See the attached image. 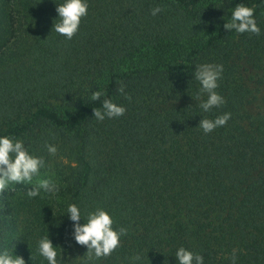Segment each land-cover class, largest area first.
<instances>
[{
	"label": "trees",
	"instance_id": "obj_1",
	"mask_svg": "<svg viewBox=\"0 0 264 264\" xmlns=\"http://www.w3.org/2000/svg\"><path fill=\"white\" fill-rule=\"evenodd\" d=\"M61 2L0 0V134L45 161L0 192V251L47 264V235L60 264H176L178 247L204 264H264V0H87L71 39L52 29ZM238 3L259 34L224 29ZM203 63L223 66L224 103L208 112L193 77ZM102 99L124 114L97 121ZM226 112L224 126L199 127ZM50 169L59 191L27 197ZM69 203L85 221L107 211L126 229L119 247L89 258L62 216Z\"/></svg>",
	"mask_w": 264,
	"mask_h": 264
},
{
	"label": "clouds",
	"instance_id": "obj_2",
	"mask_svg": "<svg viewBox=\"0 0 264 264\" xmlns=\"http://www.w3.org/2000/svg\"><path fill=\"white\" fill-rule=\"evenodd\" d=\"M87 0H62L56 3L55 12L59 22L52 24V29L71 39L78 31L81 18L87 15ZM162 11L160 6L151 10V15L156 16ZM227 31L234 30L236 33L251 32L259 34L254 9L242 3L232 8L230 19L223 24ZM223 72L220 64L203 63L195 67L193 77L199 82L200 90L197 96L206 93L207 98L200 103V108L208 112L214 107L224 103V98L215 89L218 87V79ZM117 91L127 99L124 86L121 85ZM102 91L91 93L93 101L101 99ZM93 116L97 121H104L106 118L120 117L125 112V107L113 102L111 99H102L101 107L92 109ZM230 113H224L215 119H200L198 125L207 134L217 127H222L230 119ZM47 152L54 155L57 151L53 144L46 145ZM45 161L42 157L30 154L24 147L22 140L10 138L8 135L0 134V192H4L9 185L30 183L34 176H38L40 169L44 167ZM74 166V165H73ZM59 191L58 185L50 179H40L34 187L26 192L27 197L35 198L41 193L55 194ZM67 215L71 221V237L78 244L85 246L89 258L107 257L113 253L120 244V238L126 233L121 227L118 230L112 227L113 219L103 208H96L87 213L86 221L82 219L81 209L74 203H69L62 216ZM80 221H83L82 223ZM61 248L53 246L51 240L46 236L38 242V254L47 261V264H60L58 252ZM176 264H204V258L200 254H194L184 247H178L175 251ZM133 264L138 257H132ZM0 264H25L24 259L5 251H0ZM235 264V254H233Z\"/></svg>",
	"mask_w": 264,
	"mask_h": 264
},
{
	"label": "rangeland",
	"instance_id": "obj_3",
	"mask_svg": "<svg viewBox=\"0 0 264 264\" xmlns=\"http://www.w3.org/2000/svg\"><path fill=\"white\" fill-rule=\"evenodd\" d=\"M6 35H4L3 37L5 38ZM54 176H55L54 171L52 169H50V170H47L43 176H39V177H40V179H50L51 181H54L56 178Z\"/></svg>",
	"mask_w": 264,
	"mask_h": 264
}]
</instances>
